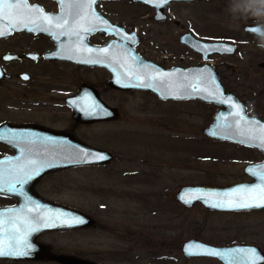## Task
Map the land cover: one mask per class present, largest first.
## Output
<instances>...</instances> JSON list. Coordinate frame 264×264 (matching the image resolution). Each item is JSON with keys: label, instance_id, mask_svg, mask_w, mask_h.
Instances as JSON below:
<instances>
[{"label": "flooded vegetation", "instance_id": "af4514ba", "mask_svg": "<svg viewBox=\"0 0 264 264\" xmlns=\"http://www.w3.org/2000/svg\"><path fill=\"white\" fill-rule=\"evenodd\" d=\"M210 1L171 0L158 6L154 1L97 0L92 10L107 22V31L101 30L105 27L101 22L95 31H81L79 39L75 35H60L61 29L55 27V37L48 32L27 30H12L4 35L7 37H0V92L5 91V95L13 99L8 104V113L0 111V173L5 180L25 173L33 176L23 185L16 184L24 195L0 191V213L5 220L17 214L26 216L40 229L31 236L35 249L28 256L0 257V264H62L54 256L103 264L102 254L116 253L95 250L81 242L65 246L59 239L81 240L91 232L107 229V222L94 211L68 203L67 192L70 186L71 191H81L74 183L81 180L85 170L111 172L115 165L123 163L118 161L119 156L110 144L112 138L105 143L99 136L106 128L113 131L112 126L121 117L117 96L144 95L155 102L162 113L165 104L175 107L170 110L177 114L181 105L193 106L189 111L190 123L177 121V125L184 127L183 137L187 143L184 146L193 150L197 138L206 148L226 150L228 154L224 152L221 156V152L218 156L219 162L242 165V177L228 184L252 182L245 169L262 162V152L236 140L214 138L207 130L214 126L216 135H239L247 132L254 121L264 123V50L256 47L254 37L245 29L253 21L243 26V32L205 36L197 32L191 18L182 20L175 10ZM28 3L38 5L52 16L62 11L57 0H28ZM122 16L124 20H119ZM67 18L71 23L72 16L67 15ZM190 37L204 43L230 45L235 51L209 53L205 59L203 53L191 48ZM100 49H108V52H100ZM69 56L71 59L67 58ZM144 63L163 70L212 69L224 98L231 97L229 103L238 102L243 106L242 115L247 122L235 125L236 109L230 108L229 103H205L196 98L164 100L148 91L120 90L112 84L117 68L137 69ZM194 109L202 112L200 122L192 119ZM217 114L223 116L215 120ZM84 149L108 153L112 159L105 164L76 161L82 158L80 152ZM253 154L257 157H252ZM21 168L24 173L20 172ZM37 168L39 174H34L32 170ZM123 174L139 175L145 182L158 176L155 171L149 173L146 169ZM3 187L7 188L6 182ZM59 208L86 215L89 218L83 221L90 219L93 224L68 228V216ZM45 214L51 217L47 220L48 227L37 224L35 219Z\"/></svg>", "mask_w": 264, "mask_h": 264}, {"label": "rangeland", "instance_id": "374dc122", "mask_svg": "<svg viewBox=\"0 0 264 264\" xmlns=\"http://www.w3.org/2000/svg\"><path fill=\"white\" fill-rule=\"evenodd\" d=\"M227 4L228 0H211L175 10L182 20L191 18L197 32L205 36L243 32V26L252 20L237 22L238 27L230 28ZM122 17L118 19L124 20ZM11 100L5 91L0 92L1 112H7ZM116 104L121 108V117L112 126L113 131L106 128L99 136L105 143L112 138L110 144L123 163L111 172L85 170L81 180L74 183L81 191H71L70 186L67 192L68 203L94 211L107 222V229L91 232L81 240L67 237L59 242L65 246L81 242L95 250L115 251L100 256L103 264H219L211 259H186L181 247L190 239L216 246L251 244L264 252V211L210 212L200 204L184 208L174 198L185 186L225 188L242 177L240 163L219 162L218 156L226 150L206 148L197 138L193 150L184 146V127L177 121L190 123L193 106L181 105L177 114L170 110L175 107L165 104L162 113L144 95L117 96ZM201 113L194 109L192 119L200 122ZM143 169L155 171L157 179L145 182L139 175L123 174ZM61 195L65 197L63 192Z\"/></svg>", "mask_w": 264, "mask_h": 264}, {"label": "snow or ice", "instance_id": "6c2138e0", "mask_svg": "<svg viewBox=\"0 0 264 264\" xmlns=\"http://www.w3.org/2000/svg\"><path fill=\"white\" fill-rule=\"evenodd\" d=\"M97 0H57V3L61 5L62 11L58 16H52L46 14L42 8L38 5H30L28 0H0V25H6L8 32L0 27V36L9 34L11 30L27 29L30 32L42 31L48 32L54 37L57 35L53 31V27L61 29L60 35H75L80 38L81 31L92 32L97 30L96 25L103 23L105 27L101 30L107 31V22L102 21V18L92 10ZM145 3H151L153 0H144ZM158 6L162 4H168L169 0H155ZM71 9L72 11H68ZM84 9L88 11L83 12ZM67 15L72 16L71 23L67 18ZM119 31V30H115ZM127 39H132L128 37ZM197 50L204 54V58H208L210 52H226L232 53L235 51L234 47L230 45H199ZM100 52L107 53L108 49H100ZM11 59V57H5ZM35 58V57H33ZM71 59V57H67ZM93 63L97 61H91ZM180 71V70H177ZM165 74H161L163 76ZM196 82L189 83L186 88H190L189 95L197 94L203 99H213L218 103H229L232 101L231 97L224 98L223 91L219 84L216 82V77L213 70L210 68H203L198 70L196 74ZM139 80V76L136 77ZM155 79V77H152ZM187 79V77H185ZM204 84L205 87L201 88L200 85ZM136 87H151L149 83H137ZM176 98H180L177 96ZM229 107L236 109L234 112V123L239 126L241 122H247L245 115H242L243 106L238 102L229 103ZM223 116V114H221ZM231 127V125H229ZM212 135H216V132H212ZM240 135L247 136V142L249 146L259 147L264 149V123L260 121H254L253 126L249 127L247 132H241ZM2 138V137H0ZM245 140H241V143H245ZM106 157L100 155L98 159H105ZM260 171H254L249 169L253 175L259 176L261 183L253 186H239L232 189L230 192L203 194V196L196 197L197 199L204 198L207 195H216L224 198L238 197V199H227L225 202H217L213 204V207H235V208H250V207H264V165L257 166ZM34 174H39L40 169H33ZM21 173H24V169H20ZM32 175L26 173L22 176L13 175L11 179L5 180L2 173H0V191L6 190L9 192L24 195L22 189H18L16 184L23 185L27 180L32 179ZM7 183V188L3 187L4 183ZM186 203L191 201L186 200ZM3 214L0 213V257L6 256H28L31 251L35 249V245L31 242V236L33 233L40 231L31 220L26 216L14 215L7 220L2 218ZM36 223H43L45 227L50 226L47 222L51 217L45 214L44 217H36ZM78 223H83V220H78ZM191 247V246H190ZM189 248L185 251L189 254H204L208 256H219L221 259H225V254L217 249L205 248L202 253H192ZM197 247L203 248L204 246L198 245ZM235 251L245 252L250 257L251 264H264V255L257 252L255 248L238 249ZM229 264H232L230 261Z\"/></svg>", "mask_w": 264, "mask_h": 264}, {"label": "water", "instance_id": "95a60500", "mask_svg": "<svg viewBox=\"0 0 264 264\" xmlns=\"http://www.w3.org/2000/svg\"><path fill=\"white\" fill-rule=\"evenodd\" d=\"M137 2H144V0H134ZM155 2V0H153ZM171 1V0H169ZM173 1H180V2H198V1H208V0H173ZM145 3V2H144ZM250 25L246 26L245 29L248 31V27ZM0 27H3L6 32H8V27L6 25H0ZM21 30H27V29H21ZM12 31V30H11ZM10 31V32H11ZM20 31V30H18ZM28 31V30H27ZM188 36V35H186ZM0 37H7V36H0ZM190 41L188 42L192 49H195L197 52L202 53L197 50V46L199 45H225L222 43H204L201 41H198L196 39H193L190 37ZM189 40V39H188ZM213 53V52H210ZM203 68H192V69H171V70H163L156 66L144 63L142 66L138 67L137 69H130L128 67H120L116 70V78L113 79L112 84L120 90H140V91H148L155 96H157L160 99H185V98H196L199 99L205 103H215L217 104L216 100H213L211 98L209 99H203L200 97V95L192 94L189 95L191 92L190 88H186V85L184 82L188 81H194L196 82V74L198 70ZM180 70V71H177ZM161 74H165L161 76ZM139 76V80L136 79V77ZM152 77H155V79H152ZM187 77V79H185ZM151 83V87H136L135 85L137 83ZM206 85L201 84L200 87L203 88ZM179 96L180 98H176ZM221 115L217 114L215 115V120L220 119ZM211 131H215V127L211 126L207 132L209 133ZM214 138L219 139H231L236 140L239 143H241V140H245V143H241L243 145L249 146L247 142V136L242 135H214L212 136ZM253 147V146H250ZM262 152L264 155V149H261L259 147H254ZM69 153V152H68ZM100 155L105 156L106 158L101 160L98 159ZM80 156L82 158H78L76 161H79L81 163L87 164V163H106L110 161L112 158L109 156L108 153L105 152H99V151H91L90 149H84L82 152H80ZM72 160V159H71ZM259 165H264V160L258 164L247 166L245 169V173L252 179V182L250 183H241L232 185L225 188H218V187H208V186H186L182 187L178 190V192L175 195V199L177 202L182 205L185 208H192L196 203H199L203 206V208L207 209L210 212H220V213H246L251 211H263L264 207H250V208H235V207H213L212 205L219 202H225L227 199H238V197H231V198H224L221 196L216 195H207L204 196V198L197 199L196 197L203 196V194H214V193H224V192H230L232 189L237 188L239 186H253L258 185L261 183V180L259 176L253 175L252 172L249 171L250 168H252L254 171H260V169L257 167ZM191 201V203H186L185 201ZM59 210L62 211V214L68 216V222L67 227L68 228H76V227H82L84 225H92L93 222L88 219V221H83V223H78V220H86V215H83L81 213H78L76 211H73L71 209L67 208H59ZM198 245L204 246L203 248L197 247ZM191 246V247H190ZM192 253H202L205 248L207 249H217L220 250L225 254V259H221L219 256H208L204 254H189L185 251L186 248H189ZM248 248H255L258 253L264 255V252L255 245H247V244H235V245H227V246H216L207 244L205 242H202L197 239H190L188 241L183 242L181 247V253L186 259H211L217 261L219 264H229L231 261L232 264H251V259L248 257L245 252H239L235 251L238 249H248ZM60 261L62 264H92L89 262H83L79 261L77 259H74L72 257H53Z\"/></svg>", "mask_w": 264, "mask_h": 264}, {"label": "clouds", "instance_id": "9594fccd", "mask_svg": "<svg viewBox=\"0 0 264 264\" xmlns=\"http://www.w3.org/2000/svg\"><path fill=\"white\" fill-rule=\"evenodd\" d=\"M226 12L229 27H238L240 21L252 20L248 32L254 37L256 47L264 50V0H228Z\"/></svg>", "mask_w": 264, "mask_h": 264}]
</instances>
